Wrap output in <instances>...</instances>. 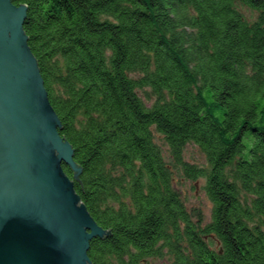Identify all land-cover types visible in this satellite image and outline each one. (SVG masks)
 I'll return each instance as SVG.
<instances>
[{
	"label": "trees",
	"instance_id": "trees-1",
	"mask_svg": "<svg viewBox=\"0 0 264 264\" xmlns=\"http://www.w3.org/2000/svg\"><path fill=\"white\" fill-rule=\"evenodd\" d=\"M14 4L105 232L90 263L264 264V0ZM182 179L205 180L209 220Z\"/></svg>",
	"mask_w": 264,
	"mask_h": 264
},
{
	"label": "water",
	"instance_id": "water-1",
	"mask_svg": "<svg viewBox=\"0 0 264 264\" xmlns=\"http://www.w3.org/2000/svg\"><path fill=\"white\" fill-rule=\"evenodd\" d=\"M0 0V264H91V217L63 165L74 151L59 130L24 32L27 7Z\"/></svg>",
	"mask_w": 264,
	"mask_h": 264
},
{
	"label": "rangeland",
	"instance_id": "rangeland-1",
	"mask_svg": "<svg viewBox=\"0 0 264 264\" xmlns=\"http://www.w3.org/2000/svg\"><path fill=\"white\" fill-rule=\"evenodd\" d=\"M248 16H252L250 11L245 10ZM158 143L166 150V145L160 137ZM185 160L190 164L203 165L206 160L200 150L194 145H190L185 151ZM205 180L199 179L198 181H190L182 179L179 189L190 209H199L205 215V218L209 220L212 211V203L207 197L204 190Z\"/></svg>",
	"mask_w": 264,
	"mask_h": 264
}]
</instances>
